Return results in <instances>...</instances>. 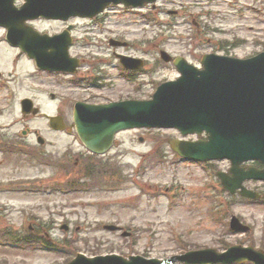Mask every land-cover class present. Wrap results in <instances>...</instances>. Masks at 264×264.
Returning a JSON list of instances; mask_svg holds the SVG:
<instances>
[{
    "label": "rangeland",
    "instance_id": "374dc122",
    "mask_svg": "<svg viewBox=\"0 0 264 264\" xmlns=\"http://www.w3.org/2000/svg\"><path fill=\"white\" fill-rule=\"evenodd\" d=\"M23 3L24 0H17L19 6ZM85 22L96 29L95 38L88 37L87 28L78 26ZM33 25L51 33L73 25L76 45L71 53L86 62L78 78H94L93 70L105 72L98 73L104 77L101 84L106 85L99 90L77 86L64 76L34 73V66L25 59L10 68L8 59L14 51L7 54L1 48V67L13 71L14 80L9 88L0 87V107L12 108L0 122L12 124L8 131L13 136L16 132L21 135L24 129L39 131L52 143L47 147L49 154L57 156H65L68 151L79 154L84 149L73 137L50 129L43 115L24 117L20 111L23 98H32L48 115H56L63 106L62 116L72 122L73 108L66 99L99 102L102 98H146L161 83L178 78V69L161 59V51L173 58L184 57L199 67L203 55L208 53L248 58L264 51V0H157L141 8L120 4L93 19L75 17L68 21H37ZM110 38L125 39L128 48L117 51L145 61L143 73L136 77L144 84L142 91H133L109 45ZM51 93L57 96L55 100ZM181 137L174 129H136L119 134L116 146L107 156L112 160L110 165L118 166L126 180L118 190L0 193V202L9 206L7 213L12 216L0 219V264H65L66 258L59 252L6 244L7 231L28 232L29 225H22L19 213L24 207L52 227V239L63 244L65 238L77 240L67 243L89 257L115 253L165 259L191 249L210 247L223 251L224 243L264 249V203L245 201L223 190L215 173L228 172L229 161L201 165L180 160L168 142ZM28 138L34 143L33 136ZM3 164L6 160L0 158V165ZM42 173L46 175L47 187L62 177L54 166L39 170L28 165L17 174L33 177ZM11 174L10 169H0V180ZM246 186L264 193L263 183L247 182ZM233 215L251 227L250 235L230 231ZM37 225L35 220L33 230ZM63 225L70 226L69 230H63ZM105 225H118L132 235L123 237L120 232L106 230Z\"/></svg>",
    "mask_w": 264,
    "mask_h": 264
},
{
    "label": "water",
    "instance_id": "95a60500",
    "mask_svg": "<svg viewBox=\"0 0 264 264\" xmlns=\"http://www.w3.org/2000/svg\"><path fill=\"white\" fill-rule=\"evenodd\" d=\"M13 1L0 0V23L8 26L11 35L24 34V22L30 18H57L67 10L76 11L72 14L93 16L112 2L142 5L153 0H27L21 9L15 8ZM17 42L24 47L26 40L21 38ZM45 45L50 46L48 42ZM66 45V42L56 44L54 55L64 56ZM24 49L33 51L31 46ZM46 56L50 55L44 52L38 57L43 68L47 67V59H43ZM124 64L129 68L137 67L128 58L124 59ZM203 64L205 70L199 71L183 59H178L176 65L183 76L176 82L162 85L152 101L99 107L80 104L75 121L82 140L89 148L97 151L101 148L100 152H105L112 144L114 133L123 128L177 127L184 135L206 131L208 141H176L172 142V146L191 160L231 159L232 176L219 173L224 186L233 193L241 188L242 195L255 197L242 183L245 179L264 180V171L251 169L245 172L240 164L250 159L264 161V53L245 61L207 55ZM23 107L24 112L29 113L33 103L25 100ZM36 112L33 110V113ZM92 122L94 126L90 125ZM58 123L53 120L54 128H60ZM233 227L236 230L245 229L237 220L233 221ZM177 259L180 258L159 261L132 256L126 259L117 255L87 258L80 254L69 264H173ZM181 259L189 264H230L245 260L264 264L263 254L240 247H234L223 255L213 250L193 252Z\"/></svg>",
    "mask_w": 264,
    "mask_h": 264
},
{
    "label": "flooded vegetation",
    "instance_id": "af4514ba",
    "mask_svg": "<svg viewBox=\"0 0 264 264\" xmlns=\"http://www.w3.org/2000/svg\"><path fill=\"white\" fill-rule=\"evenodd\" d=\"M7 43H6V34H5V32L4 31H2L1 32V30H0V46H2V45H6ZM6 48L7 49H9V48H11L10 46H6ZM2 112L3 113H5L6 111L5 110H2ZM4 136H6L5 134H0V145H1V140H2V138L4 137ZM18 143V146H17V154H19V153H21V155L23 156V157H26V158H28V157H30V151L32 150V148L30 147V145L29 144H27V143H24V142H22V141H18L17 142ZM2 145H6V144H2ZM7 148V150L9 151V149L11 148V146H9V147H6ZM25 161L24 160H21L20 162H17L13 167V170H11V172H12V174L13 175H17V173H18V170L21 168V169H23L24 168V166H25ZM15 171V172H14ZM15 173V174H14Z\"/></svg>",
    "mask_w": 264,
    "mask_h": 264
},
{
    "label": "bare ground",
    "instance_id": "6f19581e",
    "mask_svg": "<svg viewBox=\"0 0 264 264\" xmlns=\"http://www.w3.org/2000/svg\"><path fill=\"white\" fill-rule=\"evenodd\" d=\"M79 26H80V28H85V27H87V26H89L88 24H79Z\"/></svg>",
    "mask_w": 264,
    "mask_h": 264
}]
</instances>
